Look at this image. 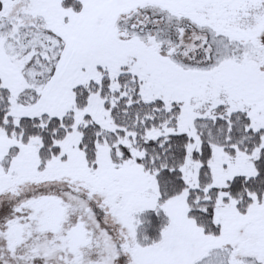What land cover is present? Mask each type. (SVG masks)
Listing matches in <instances>:
<instances>
[{"label":"snow or ice","instance_id":"6c2138e0","mask_svg":"<svg viewBox=\"0 0 264 264\" xmlns=\"http://www.w3.org/2000/svg\"><path fill=\"white\" fill-rule=\"evenodd\" d=\"M0 264H264V0H0Z\"/></svg>","mask_w":264,"mask_h":264}]
</instances>
